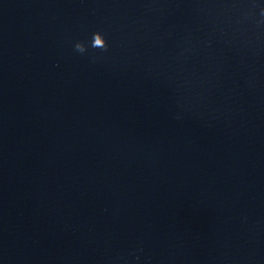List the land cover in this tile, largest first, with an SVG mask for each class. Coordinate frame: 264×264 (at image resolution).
Here are the masks:
<instances>
[{
	"label": "water",
	"instance_id": "95a60500",
	"mask_svg": "<svg viewBox=\"0 0 264 264\" xmlns=\"http://www.w3.org/2000/svg\"><path fill=\"white\" fill-rule=\"evenodd\" d=\"M0 264H264V194L145 0H0Z\"/></svg>",
	"mask_w": 264,
	"mask_h": 264
},
{
	"label": "clouds",
	"instance_id": "9594fccd",
	"mask_svg": "<svg viewBox=\"0 0 264 264\" xmlns=\"http://www.w3.org/2000/svg\"><path fill=\"white\" fill-rule=\"evenodd\" d=\"M244 19L250 20L255 28L260 33L264 34V5L259 4L258 0H249V8L244 13ZM89 47L92 49H99L101 52L108 51L110 45L103 31L97 30L93 32L90 43L85 41H76L74 44V50L81 55L88 53ZM90 58L91 61L95 63L98 56L93 54Z\"/></svg>",
	"mask_w": 264,
	"mask_h": 264
}]
</instances>
